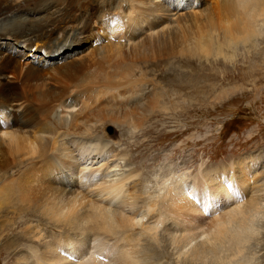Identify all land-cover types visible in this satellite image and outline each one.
<instances>
[{"label":"bare ground","instance_id":"6f19581e","mask_svg":"<svg viewBox=\"0 0 264 264\" xmlns=\"http://www.w3.org/2000/svg\"><path fill=\"white\" fill-rule=\"evenodd\" d=\"M47 7L43 12L55 18L53 22H42L44 15L22 21L42 22L49 43L45 58L50 61L45 63L58 58L79 62L90 72H84L85 82L98 75L105 83L93 91L105 116L82 115L88 106L83 108L80 99L88 89H71L39 120L34 115L25 121L28 112L21 102L0 105L8 107L0 118V216L6 202L19 201L22 212L12 226L36 219V225L28 227V241L42 243L39 251L32 248L21 258V264H162L163 239L180 264H238L243 257L248 261L252 240L257 257L264 238L259 224L264 183L250 186V171L256 168H240L235 177L223 172L200 179L174 175L166 187L147 194V181L136 168L117 169L120 160L131 158L103 130L113 125L122 132L119 127L127 123V131H138L154 114L175 117L193 109L195 84L206 72L217 71L218 59L231 60L238 47L254 46L264 25V0H95L92 10L88 7L74 20L62 18L54 0ZM2 16L0 40L6 38L0 50L6 52L4 45L14 53L25 49L36 58L42 50L33 44L37 34L9 43L13 38L7 37L20 18ZM90 28L94 51L81 58L85 45L79 42ZM63 77L56 72L55 80ZM117 77L130 81L127 96L112 93L121 89ZM123 97L127 100L120 102ZM12 123L31 129L18 133L9 130ZM96 129L103 135H93ZM204 214H210V223L202 230ZM41 230L47 233L41 235Z\"/></svg>","mask_w":264,"mask_h":264},{"label":"rangeland","instance_id":"374dc122","mask_svg":"<svg viewBox=\"0 0 264 264\" xmlns=\"http://www.w3.org/2000/svg\"><path fill=\"white\" fill-rule=\"evenodd\" d=\"M51 1L19 0V4H15L11 0H0V17L3 15L2 18H6L5 15H7V19L20 18L19 27L17 24H13L11 34L7 37L13 38L9 43L19 44L21 37L26 36V34L29 37V34L33 33V35L37 34L34 39L36 41L33 44L37 43L39 48L42 47V50L39 51L41 53H38L36 58L29 57L25 49H20L14 53L13 50L6 49L4 45L3 49L6 52L0 50V53L7 55L6 58L0 56V105L21 102L28 112L25 121H31L34 115L36 116L35 119L39 120L40 117L50 114L53 108L52 104L55 106L64 100L71 89L78 88V92L81 93L88 89V93L81 96L82 98L80 97L82 107L88 106L82 115L92 114L97 117V113L101 112V115L105 116L102 112L104 106H100L99 102L96 103L97 101L93 98V91L97 89L98 85L105 84L97 78L98 75L95 76L96 80H94V77L90 80L91 83L85 82L84 76L86 73L90 74V72H87L85 68L83 69V65L79 62L74 65L73 61L58 58L55 63H45L50 61L45 58V54L49 51L47 46L49 43H47L48 39L45 37L42 22L46 20L53 22L55 18L43 11H47V6ZM54 1L57 10L62 11L59 13L62 18H72L74 20L77 15L78 17L82 15L83 10L92 6L95 0H57L59 5L56 4V0ZM104 5L106 6L107 3H104ZM42 15H44L43 21L37 24H31L30 22L25 24L22 21L25 17L31 18ZM262 27V29L260 28L261 32L259 30L261 34H257L255 38L254 46L238 47L237 51L235 50L234 59L225 61L218 59L219 62L215 65L217 71L215 69V73L206 72L207 75L203 76L204 79L196 82L194 92L190 96V102L193 101L194 105L193 109L175 117L166 114H154L149 122L141 126L142 130L133 132L129 129L127 131V123L119 127L123 130L122 132L116 126H107L103 131L109 139L119 142L120 150H125L131 158L130 160L128 157L127 160H120L117 169H120V166L123 170L136 168L142 175L144 182L147 181L145 182L147 194L156 193V191L166 187L165 185L170 183L169 179L174 175L189 174L193 178L200 179L203 174L223 172L227 175L233 174L235 177L240 173V168L243 169L244 167L248 170L256 168L254 171L252 169L250 171L252 177L249 179V184L255 188L257 185L261 186L264 183V25ZM4 38L6 36L1 37L0 45H2ZM82 40L84 41L79 43L85 45V47H82L81 58L86 55L89 56L94 51L95 39L91 34V28L86 35H83ZM21 45L25 47V45ZM57 71L61 75L64 74L63 81L55 80ZM84 72L86 73L84 74ZM48 73L49 75H47ZM110 74H112V71ZM127 81L130 82L126 78L124 80L123 77L115 78L117 88L121 89L118 88L119 90H114L115 92L112 93L116 95L119 92L127 96L130 89ZM84 83L87 84L85 87H83ZM161 83L163 87L168 88L165 81ZM39 97L44 98V102H41L43 105L40 102L37 103ZM85 98H88V100ZM25 99L28 102H25ZM124 99V97L121 98L120 102ZM46 101L50 103L49 107ZM45 104L47 109L52 107L50 111L46 109ZM6 109L8 107L0 109V118L4 115ZM9 121L12 122V118ZM91 121H95V119ZM122 122L117 121L116 124L121 125ZM14 123L11 124L9 130L20 133L31 129L27 126H14ZM103 131L102 129H96L93 131V135L102 136ZM110 158L112 157L110 156L108 159ZM166 180L168 181L166 182ZM207 197H202L204 202L207 201ZM8 204L6 202L1 212L2 217L0 216V264H21L19 260L24 256H29L30 251L33 250L32 248L39 251L42 248V243L38 239L34 244L28 241V237L31 236L29 228L36 225V219H28V224L12 226L22 210L17 200ZM203 216L205 220L201 223L202 230L207 229L210 223L208 219L210 214H204ZM184 222L188 223L186 220ZM259 222L262 227L260 228L264 232V217ZM191 223L196 224L193 221ZM40 233L44 235L47 232L41 230ZM161 234L163 233L160 232L159 237ZM163 240L160 241L161 253L163 252V255L160 256L162 264H180L171 254L173 250L168 241ZM257 250H261L258 254L259 257H256V240H252L250 250L247 251L250 253L249 260L243 261L244 257L240 258L238 264H264V238L261 239Z\"/></svg>","mask_w":264,"mask_h":264}]
</instances>
